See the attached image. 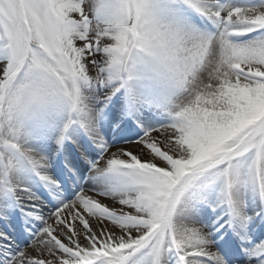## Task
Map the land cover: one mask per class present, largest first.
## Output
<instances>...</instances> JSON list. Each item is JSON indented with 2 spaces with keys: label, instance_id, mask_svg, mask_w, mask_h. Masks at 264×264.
<instances>
[{
  "label": "snow or ice",
  "instance_id": "obj_1",
  "mask_svg": "<svg viewBox=\"0 0 264 264\" xmlns=\"http://www.w3.org/2000/svg\"><path fill=\"white\" fill-rule=\"evenodd\" d=\"M0 264H264V0H0Z\"/></svg>",
  "mask_w": 264,
  "mask_h": 264
}]
</instances>
